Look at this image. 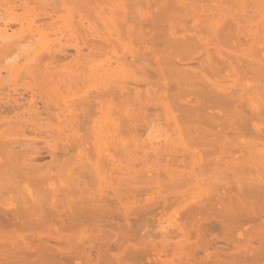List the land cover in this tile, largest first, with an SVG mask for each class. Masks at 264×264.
<instances>
[{"label":"bare ground","instance_id":"bare-ground-1","mask_svg":"<svg viewBox=\"0 0 264 264\" xmlns=\"http://www.w3.org/2000/svg\"><path fill=\"white\" fill-rule=\"evenodd\" d=\"M30 1L0 21V264H264V0Z\"/></svg>","mask_w":264,"mask_h":264},{"label":"rangeland","instance_id":"rangeland-1","mask_svg":"<svg viewBox=\"0 0 264 264\" xmlns=\"http://www.w3.org/2000/svg\"><path fill=\"white\" fill-rule=\"evenodd\" d=\"M45 11V10H47V12H49V10H48V8H43V7H39V5L37 6V5H34L33 4V2H31L30 1V3L28 4V6L26 7V8H16V7H11V5L10 4H8L7 2H6V0H0V21H4L5 22V20H6V22L11 18V17H17V18H19V19H21V21H22V23H23V26L25 25L26 26V24L27 23H29L31 20H34L35 22H37L36 20H35V18H34V16H35V14L36 15H39L40 13H41V11ZM59 16H60V19H58L57 20V22H56V24H54L53 26H52V30H47V33L49 34V36H48V34H47V38L45 39V40H52L50 43V45H53V41H55V38L57 37H59V36H55V34L57 33V34H59V31H55L56 29H63V23H61L60 22V20H62L63 19V17L65 16V12L63 11V10H60L59 11V14H58ZM1 19H3V20H1ZM38 21L39 22H41V21H47V20H43L41 17H40V20H39V18H38ZM0 24L2 25V23L0 22ZM36 24V23H35ZM38 24V23H37ZM1 25H0V27H1ZM26 28V27H25ZM18 29H20V26L19 25H13L12 26V24H11V26H10V30H8V33L10 34V32L12 31V32H15L16 33V31L18 30ZM11 32V33H12ZM18 32V31H17ZM64 34H62L63 36H65V38L64 39H62V38H60L61 39V43H63V44H67V45H71V44H73L74 43V41L71 39V38H69V37H67V34H66V32L65 31H62ZM27 33V32H26ZM25 34V33H24ZM26 37H27V35H26ZM36 37V40L34 39ZM33 39H31V41L32 40H34V45L37 43V46L36 47H33L32 45H31V42H29L30 40L28 39V42L29 43H23L24 44V47H23V44H21L22 45V47L21 48H26L27 49V46L30 44L31 46H32V49L34 48H39L38 47V44L40 43L39 42V40L40 39H38L37 37L38 36H35ZM29 38V37H28ZM53 38H54V40H53ZM1 41V40H0ZM46 41V43H45V46H48L49 44H47L48 42ZM39 42V43H38ZM28 44V45H27ZM33 44V43H32ZM20 45V46H21ZM24 50V49H23ZM28 50V49H27ZM31 50V49H30ZM30 50H29V56H30V54L31 53H33L34 51L33 50H31L32 52L30 53ZM15 52V51H14ZM12 53H10V55H11ZM16 54H17V52H16ZM9 55V56H10ZM9 56H7V58H9ZM15 57V54H14V56H12V59ZM16 58V57H15ZM5 62V61H4ZM7 62V61H6ZM9 62V61H8ZM11 62V61H10ZM13 62V61H12ZM17 62H22V61H17ZM0 76H2V77H4V78H6V72L5 71H0ZM87 90H89V89H85V88H82L81 90H80V92H79V94H83V91H87ZM156 120H158L157 118H156ZM161 120V117L159 118V120L158 121H154V123H157L158 122V124H157V126H153L154 124H153V122H152V126H150V127H152V129H153V127H154V129H157V128H159V127H163V120L162 121H160ZM159 121H160V123H159ZM162 122V123H161ZM150 125V124H149ZM156 125V124H155ZM150 127H149V129H150ZM157 127V128H156ZM164 127H165V125H164ZM160 128V129H161ZM151 129V130H152ZM153 129V130H154ZM163 129V128H162ZM161 129V130H162ZM150 130V131H151ZM145 131H147L148 132V134H150L149 133V130H145ZM146 132V133H147ZM153 132V131H152ZM155 132V133H154ZM154 132L153 133H151L149 136H148V138L152 141L153 139L154 140H157V141H162V138L164 137L163 135H164V133L163 132H165V131H163V132H161L160 130H154ZM144 131H143V134H141V137L143 136V138L144 137H146L148 134H146ZM148 138L146 137L145 139H146V141L148 140ZM145 139H143L144 141H145ZM142 140V141H143ZM149 140V141H150ZM157 141H155V143L157 142ZM148 142V141H147ZM153 142V141H152ZM159 142H157V144H159ZM39 145H42L41 143H39ZM160 145H161V143H160ZM49 161V157H43L42 159H41V161H40V163H45V162H48ZM197 192V191H196ZM198 194L197 193H191V194H189V195H187L186 196V198H185V200L181 203V201L180 202H178V203H176V205L175 206H173V208H171V209H169V210H167L165 213H160L161 214V216H162V214H164L163 216H162V218L160 217V218H157V217H155V219H156V221H155V219L154 220H152V218H150L151 220V222L153 223V221H155L154 223H157V225H155V229L154 228H152V226H151V224H149L150 226H149V228H150V233H151V235L152 234H155L152 238H156L157 236H156V234L158 233L157 231L158 230H160V227H165V225L167 226V224H165V223H167V222H162V221H165V220H162L163 219V217L164 218H166V219H169V218H171L172 216H174L173 215V213H174V211H176L177 212V214L176 215H178V216H175L176 217V219L177 218H179V214L178 213H180V210H178L177 208H182V207H186V206H191V207H194V205L193 204H195L196 205V203L194 202V201H196V196H197ZM159 211V210H158ZM157 211V212H158ZM160 214H159V216H160ZM158 214H156V216H157ZM149 219V218H148ZM158 219L160 220V221H158ZM177 220H179V219H177ZM149 221V220H148ZM150 221H149V223H150ZM159 222H161V223H159ZM159 224V225H158ZM162 224V225H161ZM157 226V227H156ZM160 226V227H159ZM152 229V230H151ZM153 230H157V231H154V233H152V231ZM149 232V231H148ZM156 232V233H155ZM160 232V231H159ZM160 234V233H159ZM143 238H145V237H143ZM152 238L150 237V240H152ZM158 238V237H157ZM156 238V239H157ZM99 239H101V238H99ZM98 239V240H99ZM148 239H149V237H148ZM94 241L96 240V239H93ZM92 240V241H93ZM97 240V241H98ZM103 240V239H102ZM154 240V239H153ZM73 241V243H74V240H72ZM101 241V240H100ZM104 241V240H103ZM157 241V240H156ZM155 241V242H156ZM159 241V240H158ZM157 241V242H158ZM105 242H107V240L105 241ZM96 243V242H95ZM99 242H97L96 244H94V245H97ZM101 243V242H100ZM99 243V245H102V243L100 244ZM76 244V243H75ZM103 245H104V243H103ZM98 246V245H97ZM72 249H70L71 251H74L73 250V247H71ZM112 251V250H111ZM170 251V250H169ZM114 252H115V250H114ZM108 253H110V252H108ZM152 253V252H151ZM111 255V254H110ZM170 257V256H169Z\"/></svg>","mask_w":264,"mask_h":264}]
</instances>
